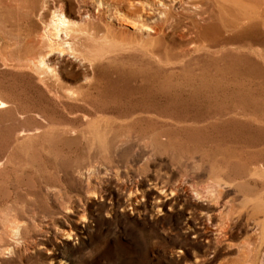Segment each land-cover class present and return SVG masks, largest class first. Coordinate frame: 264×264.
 I'll return each instance as SVG.
<instances>
[{
    "label": "rangeland",
    "instance_id": "rangeland-1",
    "mask_svg": "<svg viewBox=\"0 0 264 264\" xmlns=\"http://www.w3.org/2000/svg\"><path fill=\"white\" fill-rule=\"evenodd\" d=\"M141 1L62 0L85 30L43 63L0 48V264H264V0Z\"/></svg>",
    "mask_w": 264,
    "mask_h": 264
},
{
    "label": "bare ground",
    "instance_id": "bare-ground-1",
    "mask_svg": "<svg viewBox=\"0 0 264 264\" xmlns=\"http://www.w3.org/2000/svg\"><path fill=\"white\" fill-rule=\"evenodd\" d=\"M89 2L90 4H86L85 6L87 7L83 9L86 15H91V8L95 10V7L97 8L98 5L102 4V0H89ZM137 2L141 3L145 10V5L148 3L141 0H137ZM156 4L161 6L163 2L159 0ZM18 6L17 0H0V48L5 59H12L18 63L40 64L51 54L56 44L62 45L63 49H77V39H79L82 31L85 30L83 27L84 21L69 19L64 11L62 0H53L52 4H47V0L40 1L39 14L44 12V19L42 18V27L40 29H37L38 26L35 22L16 14L15 9ZM242 8L236 21L240 25L255 18V13L252 9L245 6H242ZM46 10L48 14H46ZM78 16L79 18L81 17L80 14ZM122 24L124 26H132L129 21L126 22L125 20ZM31 26L32 29L34 28L33 30L30 28ZM142 29L151 30V28L144 26ZM3 105H5V101L0 98V107ZM163 120L167 124L183 122V119L173 116ZM97 135H99V138L102 136L98 133ZM28 136H30V133L23 137L28 138ZM261 236L264 239V226H261Z\"/></svg>",
    "mask_w": 264,
    "mask_h": 264
}]
</instances>
